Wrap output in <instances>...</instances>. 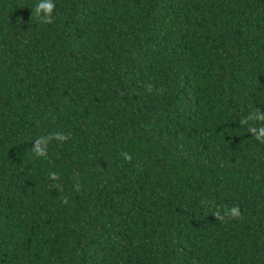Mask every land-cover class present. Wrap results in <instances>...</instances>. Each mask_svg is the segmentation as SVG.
Segmentation results:
<instances>
[{
  "label": "trees",
  "instance_id": "16d2710c",
  "mask_svg": "<svg viewBox=\"0 0 264 264\" xmlns=\"http://www.w3.org/2000/svg\"><path fill=\"white\" fill-rule=\"evenodd\" d=\"M47 2L0 0V264H264V0Z\"/></svg>",
  "mask_w": 264,
  "mask_h": 264
},
{
  "label": "clouds",
  "instance_id": "9594fccd",
  "mask_svg": "<svg viewBox=\"0 0 264 264\" xmlns=\"http://www.w3.org/2000/svg\"><path fill=\"white\" fill-rule=\"evenodd\" d=\"M53 8H54V4L52 3V0H48L47 3H43V4H40L38 6V11H39V9H44L45 13H46L45 18H47L48 16L51 15ZM233 211H235V210H233Z\"/></svg>",
  "mask_w": 264,
  "mask_h": 264
}]
</instances>
